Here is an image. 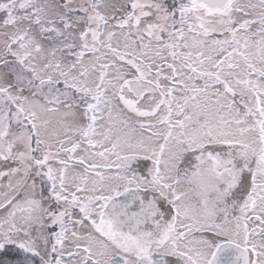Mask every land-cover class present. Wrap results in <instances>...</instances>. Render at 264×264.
Returning a JSON list of instances; mask_svg holds the SVG:
<instances>
[{"label": "snow or ice", "instance_id": "1", "mask_svg": "<svg viewBox=\"0 0 264 264\" xmlns=\"http://www.w3.org/2000/svg\"><path fill=\"white\" fill-rule=\"evenodd\" d=\"M0 264H264V0H0Z\"/></svg>", "mask_w": 264, "mask_h": 264}]
</instances>
